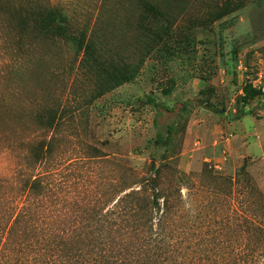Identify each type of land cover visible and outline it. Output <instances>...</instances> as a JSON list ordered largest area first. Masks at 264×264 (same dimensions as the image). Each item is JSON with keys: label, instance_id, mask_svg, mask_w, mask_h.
Masks as SVG:
<instances>
[{"label": "rangeland", "instance_id": "374dc122", "mask_svg": "<svg viewBox=\"0 0 264 264\" xmlns=\"http://www.w3.org/2000/svg\"><path fill=\"white\" fill-rule=\"evenodd\" d=\"M42 1L84 30L101 60L143 56V64L132 82L93 97L94 79L69 45L17 28L0 9V178L13 181L20 153L10 147L36 133L34 115L57 107L49 199L76 219L82 207L111 206L105 198L119 164L149 175V164L160 163L163 153L153 143L156 131L171 125L159 187L179 242L210 244L206 250L215 253L222 251L217 244L243 245L258 236L246 228L264 224V0H242L218 20L221 0H144L172 21L171 37L159 43L150 41L158 24L139 18L138 0ZM143 42L152 49L144 53ZM170 79L172 90L163 96ZM244 86L260 94L242 103ZM147 95L167 111L144 105ZM85 145L103 155L85 159ZM10 189L0 186V193Z\"/></svg>", "mask_w": 264, "mask_h": 264}, {"label": "trees", "instance_id": "16d2710c", "mask_svg": "<svg viewBox=\"0 0 264 264\" xmlns=\"http://www.w3.org/2000/svg\"><path fill=\"white\" fill-rule=\"evenodd\" d=\"M137 3L139 18L151 17L153 24H158L150 41L159 43L163 37L170 38L169 14L148 1ZM241 3L242 0H221L213 18L218 20L238 10ZM0 9L12 17L17 28L29 26L69 45L78 67L94 79L93 97L100 98L132 82L143 64V56L132 62L101 60L85 31L73 29L62 10L42 0H0ZM152 47L149 42L142 43L144 53ZM173 85V80H168L161 94L168 95ZM259 94L244 86L241 101L245 103ZM143 104L156 113L167 111L148 95ZM60 119L57 107L36 113V133L10 147L19 150L20 162L13 181L0 178V186H11L10 191L0 193V264H264V224L246 228L249 231L254 227L259 232L255 238H247L243 245L217 244L222 251L215 253L206 250L210 244L179 242L181 231H174L167 221L172 206L159 187L161 171L166 166L162 163L171 150V125L156 131L153 143L163 148V153L160 163L149 164V175L138 177L126 166L118 165L112 196L105 198L111 206L82 207V215L76 219L68 218L66 211L55 210L49 199L47 177L55 160V132ZM153 124L156 126L155 120ZM84 151L87 160L103 155L90 145H85ZM227 248L230 250L224 252Z\"/></svg>", "mask_w": 264, "mask_h": 264}]
</instances>
